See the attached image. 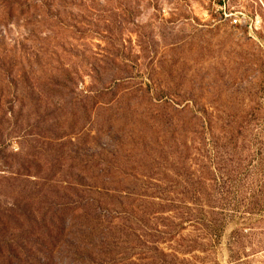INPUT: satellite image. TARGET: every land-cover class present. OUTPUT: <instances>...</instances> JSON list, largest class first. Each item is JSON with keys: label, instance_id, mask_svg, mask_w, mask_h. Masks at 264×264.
<instances>
[{"label": "rangeland", "instance_id": "rangeland-1", "mask_svg": "<svg viewBox=\"0 0 264 264\" xmlns=\"http://www.w3.org/2000/svg\"><path fill=\"white\" fill-rule=\"evenodd\" d=\"M184 141L188 175L164 162ZM0 158L12 165L0 173V207L35 212L28 244L43 213L69 218L63 235L48 231L52 253L28 264H130L113 241L150 240L155 223L194 239L198 207L182 200L196 203L198 166L210 159L207 187L230 193L228 223L192 262L232 264L227 244L245 204L264 212V0H0ZM36 193L32 211L23 197ZM153 195L173 211L155 214ZM8 220L0 240L22 241L29 222ZM261 220L239 264H264ZM82 231L87 245L72 258L62 246L79 250ZM132 252L159 264L147 244Z\"/></svg>", "mask_w": 264, "mask_h": 264}, {"label": "trees", "instance_id": "trees-1", "mask_svg": "<svg viewBox=\"0 0 264 264\" xmlns=\"http://www.w3.org/2000/svg\"><path fill=\"white\" fill-rule=\"evenodd\" d=\"M243 126L240 125L238 127V130H242ZM179 152V151H178ZM192 147L184 141L182 143V150L177 154L176 161H171L167 155L164 156V162L168 164L171 167H175L176 170H179L180 172H184L186 175L189 173V167L188 163L191 161L192 156ZM17 164H14V167ZM19 167H23L18 165ZM8 167H12L8 163L7 160L0 158V173H5L8 169ZM24 169V167H23ZM174 169V168H172ZM15 173V172H14ZM198 173H199V182L197 183L198 188L194 190V196L196 197V203H194V200L189 194L184 200H182V203L185 207H187V210L190 211V204H196L198 207V216L199 219L197 225H195V231L198 233V235L195 236L194 239H181V238H175V234L170 235V232L174 230V228L178 227V233H182L185 231V227L182 225H176L174 222H171V225H163V224H154L151 228L149 223L147 224L151 228L152 234L150 235V240H141L140 236L134 235L135 237L132 240H129L128 237L125 239H116L113 244L115 250L116 248H121L122 254L125 256V258L128 259L130 264H138L137 262L142 263V259L138 260V256L133 254L132 251H134L135 248L140 246V243H142L144 246L147 244V249H152L158 252V257L153 256L152 258L157 259L159 264H196V262H192L193 260L199 259L197 256H194L195 252H201L203 254L207 253V246L211 245L213 243L219 242L221 240L224 229L226 227V224L228 223L226 221V218L223 216L222 212L229 207L228 205H231L230 199V193L229 192H220L215 193L212 189L208 188V184L214 183L215 181V170L211 166V160L208 159V161H203L200 166H198ZM17 175V173H16ZM26 178L36 177L38 174L36 172H30L29 170H25L24 174ZM21 178V177H20ZM7 181L5 177H0V190L4 188L3 181ZM226 180L224 181V184H226ZM3 184V185H2ZM38 193V192H37ZM30 194L23 197V201L25 203V206L32 209L33 206L36 203L38 194ZM108 197V196H107ZM152 203L155 206L161 207L158 208V210L155 212V214L164 215L165 213L172 212L173 208L172 206H169L167 203L169 201V198H161L156 195L151 196ZM26 199V200H25ZM28 200V201H27ZM246 203V202H245ZM235 205H239L240 203L238 200L234 202ZM258 205V204H257ZM256 206V203L253 205L245 204V211H242V214L244 215V222L240 224V228L238 227L233 233L231 234L228 242V251H229V258L231 260L232 264H239L243 261V247L245 240L247 238L246 234L250 230H252L250 225L257 226L259 223H262L261 220L264 218L263 210L258 208H253ZM235 207V208H234ZM1 208V207H0ZM22 208L20 205L16 204V202L11 206V208H5L0 211V219H9L8 221H13L14 223L18 224V222H29L28 227L29 229L23 230L22 237L24 238L22 241L15 238V234H11L8 238H2L0 240V264H28L30 261V258L32 255H35V257L39 258V253L42 251V248H45L47 254L52 253L51 246L53 248H56L57 240L54 242L53 238L48 235V231H56L57 233H60L63 235L64 229L62 230L61 227H63L67 222L69 218H66V216H62L61 219H57L55 217L56 213L51 214V218L48 222V214L43 213L41 217L42 226L39 229V234L36 236L34 233L35 240L32 242V244H28L32 239H30L29 236L31 232V223L35 222V218L30 219L31 217H34L35 212L32 213L29 212L27 209L21 210ZM234 211L239 212V209L236 208V206H233ZM154 214V215H155ZM250 215L254 217L256 222L253 219H247L245 215ZM182 216L184 214H181ZM67 221H66V220ZM171 219V218H169ZM177 219V218H176ZM157 220V218H156ZM48 222V223H47ZM162 222V221H161ZM184 221L182 220V223ZM257 224V225H256ZM1 227H3L0 224ZM248 226V227H247ZM162 227V230H158L157 228ZM167 227L169 229H167ZM18 230L19 228H15V230ZM256 229V228H254ZM55 232V233H56ZM88 237L87 232L82 231L80 232V242L79 244V250L74 246L72 242H69V245L67 242H64V250L71 253V255L74 257H77L82 254L84 251V248L87 244ZM60 241V239H58ZM24 243V244H23ZM138 243L139 245H137ZM108 244H105L104 242H101L100 245L97 247L100 249H104ZM163 245H167L166 248L162 247ZM25 259V260H22ZM50 257L48 258V260ZM44 263H47L46 260L42 259ZM41 260V261H42ZM203 260V259H200ZM40 264V261L37 262ZM200 264H203V262H200Z\"/></svg>", "mask_w": 264, "mask_h": 264}, {"label": "built area", "instance_id": "built-area-1", "mask_svg": "<svg viewBox=\"0 0 264 264\" xmlns=\"http://www.w3.org/2000/svg\"><path fill=\"white\" fill-rule=\"evenodd\" d=\"M233 22L236 24L237 23V20H234Z\"/></svg>", "mask_w": 264, "mask_h": 264}]
</instances>
